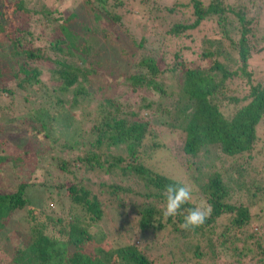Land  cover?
I'll use <instances>...</instances> for the list:
<instances>
[{
    "label": "trees",
    "instance_id": "16d2710c",
    "mask_svg": "<svg viewBox=\"0 0 264 264\" xmlns=\"http://www.w3.org/2000/svg\"><path fill=\"white\" fill-rule=\"evenodd\" d=\"M72 1L61 11L65 0H0V178L8 168L17 179L0 182V264H154L148 244L165 232L184 264H264V176L250 177L264 164V72L250 63L264 50V0H137L155 43L122 19L127 0ZM121 37L127 71H102L103 42ZM94 95L93 112L69 120ZM60 116L66 140L53 133ZM175 132L192 159L211 155L220 168L184 206L211 208L193 230L162 213L165 186L181 180L146 164ZM23 137L39 152L10 154ZM38 164L69 181L65 209L47 191L32 200ZM106 210L136 218L131 241L94 231ZM17 214L26 239L9 248Z\"/></svg>",
    "mask_w": 264,
    "mask_h": 264
},
{
    "label": "rangeland",
    "instance_id": "374dc122",
    "mask_svg": "<svg viewBox=\"0 0 264 264\" xmlns=\"http://www.w3.org/2000/svg\"><path fill=\"white\" fill-rule=\"evenodd\" d=\"M161 2H165L166 4L173 3V0H157ZM73 3L70 2V0H65V3L60 7L61 11H64L65 8H67L68 5H71ZM137 0H127L125 9L123 11H120L119 13L122 15V19L130 20V30L133 32L134 28V34L137 35H148L150 36V42L155 43V38L151 35L150 29L144 25L146 22V19L142 16L141 9L138 6ZM144 8V6H143ZM258 41L259 43L264 44V13L262 14L260 18V23L258 25V31H257ZM129 48V43L124 37H121L120 39H117L116 41L111 42H103L102 45V52H103V70L105 71L107 68L111 69V71H115L116 73H120L121 71H127V65L126 61L123 59V57L120 55V48ZM5 57V55H2ZM106 59L108 60L107 62ZM250 63L255 66L258 65L256 70H261L264 72V50L256 54L250 61ZM94 95L91 99H87L86 102L89 103L87 107H85L83 110L73 109L68 110V118L69 120H79L80 119V111L84 113L94 110L95 105L97 104V100ZM16 100V101H15ZM15 106H13V109L18 108L19 103L22 101V95L17 94L15 96ZM30 107V104L27 103V105L24 107V110H28ZM28 114V113H27ZM26 114V115H27ZM54 122V121H53ZM70 122L66 118H62L60 116V119L55 121L53 124V130L54 134L56 136H59L60 139L66 140V138H69L71 136V127ZM89 123H84L81 125L83 128L82 131H86ZM90 125V124H89ZM264 131V126H263ZM170 133V132H169ZM23 140H26V144L23 142H19V139H12L16 144H19L18 146H12V148L7 147L10 154H15L28 151H36V153L39 152V149L37 148L36 143H34L32 140H29L25 137L22 138ZM165 142V148L163 151H159L157 154H155V157L153 158L152 162L147 161L146 164L148 167L154 168L156 171L161 172L163 174H166L167 176H170L172 178L178 179L183 181L184 183L190 185L192 187V195L194 194L199 196L200 190L197 187V185H201V183L205 182L210 175H212L216 171H220L219 164L214 161V157L209 155L207 158L202 157L203 159L206 158L203 161H200L198 158L192 159L190 155H187L184 152L183 146V136L182 134H178L175 132V135H170L166 139ZM263 147H259V149L262 151L264 148V143L261 145ZM17 151V152H16ZM210 154V153H209ZM191 162H194L195 164L192 165ZM151 163V164H150ZM34 164V163H32ZM201 164H204L201 167ZM35 165V164H34ZM216 165V166H214ZM39 164H38V170H35V177H37L39 180L36 181V188L31 191V197L32 200L35 201L36 198L39 199H45L49 194H51L52 204H54L56 207L65 209L68 205V198H67V186H69V181L63 179V175L59 171H51L49 175L43 176L42 170H39ZM41 167V166H40ZM190 168V169H189ZM192 168V171H191ZM6 171V172H5ZM11 170L8 168H5L4 174H2V177L0 178L3 181L9 182V185H13L14 182L17 180L16 176L14 174H7L10 173ZM22 173H24L22 171ZM6 174V175H5ZM264 176V164L261 161H258L252 165L250 177L256 178L258 175ZM225 176V175H224ZM226 179H229L228 175H226ZM232 180V179H229ZM44 182L46 186H41V183ZM226 183V181H225ZM197 184V185H196ZM62 186L63 188H59V186ZM47 191V192H46ZM133 201V200H132ZM20 216L19 214L16 215L15 219L11 222V229L7 233L8 239L10 241V246L8 243V247L12 248L16 244H19L22 240L20 239H26V231H25V224L23 220H18L17 218ZM126 219L125 222L122 220ZM121 220L116 219L114 214L110 213L108 210L105 211V218L104 220L99 224V226L94 229L96 232L97 230H103L106 232L108 238L121 240L122 243H127L129 240L132 239L125 237L124 229L126 227H137V220L135 217H127L123 218ZM19 225V226H18ZM123 228L120 230V228ZM258 224H254L251 226L252 230L254 228H257ZM17 233V234H16ZM16 235L20 236V238H16ZM5 240L0 239V249H3L5 247ZM148 247L150 248L149 251H147V255L153 259L154 264H184L180 261V243L175 246L173 236H169L167 232L163 234H159L154 237V239L149 242ZM218 264H221L222 261L218 260ZM214 264H217L216 262Z\"/></svg>",
    "mask_w": 264,
    "mask_h": 264
},
{
    "label": "clouds",
    "instance_id": "9594fccd",
    "mask_svg": "<svg viewBox=\"0 0 264 264\" xmlns=\"http://www.w3.org/2000/svg\"><path fill=\"white\" fill-rule=\"evenodd\" d=\"M165 205L162 209L165 218L183 217L179 225L184 230H193L204 225L211 208L184 207L192 201V187L183 181H175L165 186Z\"/></svg>",
    "mask_w": 264,
    "mask_h": 264
}]
</instances>
